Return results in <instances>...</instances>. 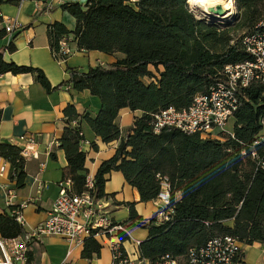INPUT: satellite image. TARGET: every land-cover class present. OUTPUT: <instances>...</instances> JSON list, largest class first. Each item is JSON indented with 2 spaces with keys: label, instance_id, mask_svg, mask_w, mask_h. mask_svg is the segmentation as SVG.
Listing matches in <instances>:
<instances>
[{
  "label": "trees",
  "instance_id": "trees-1",
  "mask_svg": "<svg viewBox=\"0 0 264 264\" xmlns=\"http://www.w3.org/2000/svg\"><path fill=\"white\" fill-rule=\"evenodd\" d=\"M234 1L233 25L197 19L187 0L66 2L62 8L74 17L75 27L69 31L61 22L48 24L52 53L58 51L61 38L72 36L78 49L124 56L86 72L69 68V77L56 86L39 68L5 61L0 50V74L30 73L47 93L70 85L75 91L88 90L99 97L100 109L93 117L77 113L71 105L63 110L66 127L58 146L65 153L68 175L64 178L72 180L73 192L84 190L88 173L86 154L79 149L84 139L82 121L103 142L119 140L115 154L102 161L93 176L97 197L104 195L105 175L112 170L122 172L143 202L157 198L161 179L166 178L170 218L157 222L153 216L142 225L149 237L139 244V255L150 264L165 254L177 259V264H188L190 247H199L219 234H230L245 244L264 242V142L254 144L264 116V82L239 91L241 105L233 115L232 135L223 132L219 138H203L174 127L153 133L150 126L158 110L170 105L187 107L195 94L207 93L223 79L226 64L251 59L242 38L261 17L264 0ZM238 32L244 33L238 36ZM14 49L13 44L7 46L8 51ZM149 66L157 71L162 67L156 82L145 80L154 76ZM122 108L141 113L123 130L116 123ZM0 156L10 164V179L22 187L25 159L20 147L0 143ZM8 208L0 212L1 237L24 231L11 212L15 206ZM128 219H141L132 204ZM119 238L126 236L119 233ZM99 251V243L89 237L81 255L91 259Z\"/></svg>",
  "mask_w": 264,
  "mask_h": 264
},
{
  "label": "crops",
  "instance_id": "crops-1",
  "mask_svg": "<svg viewBox=\"0 0 264 264\" xmlns=\"http://www.w3.org/2000/svg\"><path fill=\"white\" fill-rule=\"evenodd\" d=\"M85 0H7L0 3V50L5 61L18 65L41 69L52 86L60 84L69 77L68 69L86 72L97 64L113 62L124 56L115 52L107 54L98 50H77L64 62L57 61L51 52L47 36L48 24L61 22L72 31L75 19L62 4L66 2H84ZM16 18L22 28L8 35L4 30V20ZM13 44L15 49L8 51ZM75 45V44H73ZM153 77H145L147 82L158 77V71L149 66ZM100 99L88 90L75 91L70 85L47 93L30 73L0 74V143L23 145L20 136H32L33 148L37 157L25 159L23 170L24 185L17 187L15 180L9 177L10 164L0 156V166L6 171L0 175V212L9 211V206L21 207L24 231L43 222L51 210L58 194L59 182L68 175L65 153L59 145V139L66 127L63 110L71 105L79 114L89 113L95 116L100 109ZM140 111L122 108L116 118L120 129L131 126ZM233 120V118H232ZM84 139L79 149L86 154V172L95 175L100 163L111 158L119 140L103 142L85 122H81ZM233 128V127H232ZM232 132V130L230 131ZM54 153V157L51 156ZM104 195L108 210L114 222L122 224L128 231L124 240L117 238L121 247L134 263L150 264L149 260L139 255V244L149 237L148 229L142 225L156 215L157 198L146 202L140 201L137 189L131 186L121 171L112 170L105 175ZM46 186L41 189L40 184ZM13 191L10 204L6 203V193ZM176 200L180 193H175ZM129 204L141 219L129 221ZM95 239V238H94ZM100 245L99 255L91 259L81 255L83 245L69 249L67 242L57 235H48L29 244L27 264H59L63 259L68 264H110L111 251L106 238L95 239ZM238 264H264V242L243 243Z\"/></svg>",
  "mask_w": 264,
  "mask_h": 264
},
{
  "label": "built area",
  "instance_id": "built-area-1",
  "mask_svg": "<svg viewBox=\"0 0 264 264\" xmlns=\"http://www.w3.org/2000/svg\"><path fill=\"white\" fill-rule=\"evenodd\" d=\"M129 1L134 3L137 0ZM233 8L236 11L234 0ZM194 16L197 17L195 14ZM3 28L11 36L19 31L22 25L16 18H6ZM242 45L251 57L250 60L226 64L223 79L212 84L207 93L195 94L187 107L177 108L170 105L153 113L150 121L153 133H159L165 127H174L183 133L199 134L203 138H219L222 132L232 135L225 127L241 105L239 91L253 83L264 82V6L259 20L243 36ZM58 46V51L52 54L59 62H64L69 55L81 50L77 48L72 36L61 38ZM151 81L156 82V79L152 78ZM259 123L261 130L254 144L264 142V116L260 118ZM20 140L25 142L19 145L21 156L24 159L37 157L33 148L34 138L23 135ZM252 154L255 155L254 152ZM5 171V165H1L0 175ZM45 186V183L39 185L41 189ZM13 196V191L8 190L7 204L11 203ZM169 201L170 186L166 178H162L161 191L157 196V222L170 218L172 208L168 207ZM108 204L105 198L96 196L92 174H86L84 190L80 193L73 192L70 178H63L59 182L53 206L43 222L14 237L0 236V264H27L30 242L48 235L63 238L69 247L67 254L71 248L83 245L89 237L106 238L112 256L110 264H140L134 263L121 247L117 235L121 231L128 235V231L122 224L112 220ZM11 212L22 225L21 207H15ZM242 246L243 242L235 236L215 235L199 247H190L187 261L188 264H238ZM59 264L68 262L63 259ZM156 264H177V259L165 254Z\"/></svg>",
  "mask_w": 264,
  "mask_h": 264
},
{
  "label": "bare ground",
  "instance_id": "bare-ground-1",
  "mask_svg": "<svg viewBox=\"0 0 264 264\" xmlns=\"http://www.w3.org/2000/svg\"><path fill=\"white\" fill-rule=\"evenodd\" d=\"M187 4L189 5V8L191 11L196 14V16H204L207 19H226L228 18L232 13V9H225L222 5L217 4L215 6L208 5L207 10H205V7L202 6L200 3L194 2V0H187Z\"/></svg>",
  "mask_w": 264,
  "mask_h": 264
},
{
  "label": "clouds",
  "instance_id": "clouds-1",
  "mask_svg": "<svg viewBox=\"0 0 264 264\" xmlns=\"http://www.w3.org/2000/svg\"><path fill=\"white\" fill-rule=\"evenodd\" d=\"M194 2L200 3L205 7V10H207L208 5L215 6L217 4H220L225 9H232L234 11L233 0H194Z\"/></svg>",
  "mask_w": 264,
  "mask_h": 264
},
{
  "label": "water",
  "instance_id": "water-1",
  "mask_svg": "<svg viewBox=\"0 0 264 264\" xmlns=\"http://www.w3.org/2000/svg\"><path fill=\"white\" fill-rule=\"evenodd\" d=\"M236 15H237V12L234 11L230 17L226 18V19H223V20H220V19H217V20H214V19H207L206 17L202 16V18H199V17H196L197 19L199 20H203L205 21L206 23L208 24H221V25H228V24H231L235 18H236ZM207 21H206V20Z\"/></svg>",
  "mask_w": 264,
  "mask_h": 264
},
{
  "label": "rangeland",
  "instance_id": "rangeland-1",
  "mask_svg": "<svg viewBox=\"0 0 264 264\" xmlns=\"http://www.w3.org/2000/svg\"><path fill=\"white\" fill-rule=\"evenodd\" d=\"M188 3H189V1H188ZM227 10V9H226ZM236 10V9H235ZM237 12V11H236ZM195 13V12H194ZM196 15V14H195ZM197 17H199V18H202V16H197ZM206 20V19H205ZM207 21V20H206ZM235 23V21H233L231 24H229V25H233ZM244 32H238V36L239 35H242ZM232 127H233V120L232 119H230L229 121H228V123L226 124V127H225V130L226 131H231L232 130ZM221 134H223V132L221 133Z\"/></svg>",
  "mask_w": 264,
  "mask_h": 264
}]
</instances>
